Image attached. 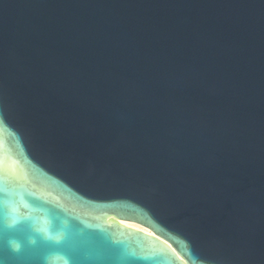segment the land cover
Masks as SVG:
<instances>
[{
  "label": "water",
  "instance_id": "1",
  "mask_svg": "<svg viewBox=\"0 0 264 264\" xmlns=\"http://www.w3.org/2000/svg\"><path fill=\"white\" fill-rule=\"evenodd\" d=\"M0 259L264 264V0H0Z\"/></svg>",
  "mask_w": 264,
  "mask_h": 264
},
{
  "label": "bare ground",
  "instance_id": "2",
  "mask_svg": "<svg viewBox=\"0 0 264 264\" xmlns=\"http://www.w3.org/2000/svg\"><path fill=\"white\" fill-rule=\"evenodd\" d=\"M122 224L126 225L128 227H132V228H135V229H138V230H141V231L149 233V231L147 229H144L143 227H141L139 225H136V224H133V223H128V222H122Z\"/></svg>",
  "mask_w": 264,
  "mask_h": 264
},
{
  "label": "clouds",
  "instance_id": "3",
  "mask_svg": "<svg viewBox=\"0 0 264 264\" xmlns=\"http://www.w3.org/2000/svg\"><path fill=\"white\" fill-rule=\"evenodd\" d=\"M18 247H19V245H16V247L13 250L14 251L18 250ZM0 264H5V262L2 259H0Z\"/></svg>",
  "mask_w": 264,
  "mask_h": 264
}]
</instances>
